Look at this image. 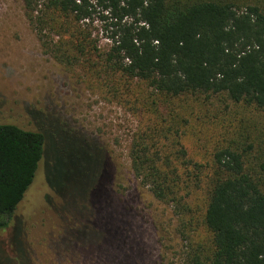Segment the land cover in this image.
<instances>
[{"label":"trees","instance_id":"16d2710c","mask_svg":"<svg viewBox=\"0 0 264 264\" xmlns=\"http://www.w3.org/2000/svg\"><path fill=\"white\" fill-rule=\"evenodd\" d=\"M22 2L46 54L80 68L92 86L133 96L141 122L131 168L177 217L179 264H264V0ZM96 21L107 33L105 49L93 38ZM38 120L35 131L0 125V231L33 184L45 142L63 141L62 159L76 141L81 156L100 161L99 148L91 153L87 140L65 128L48 141ZM209 123L221 138L202 161L185 140ZM89 175L84 170L83 179ZM54 176L50 187L65 206L82 204L73 236L95 228L104 231L100 247L134 253L122 221L128 214L116 208L99 217L100 205L110 202L105 193L67 188L58 169ZM111 226L118 229L113 236Z\"/></svg>","mask_w":264,"mask_h":264},{"label":"rangeland","instance_id":"374dc122","mask_svg":"<svg viewBox=\"0 0 264 264\" xmlns=\"http://www.w3.org/2000/svg\"><path fill=\"white\" fill-rule=\"evenodd\" d=\"M92 32L105 49L108 41L103 25L96 21ZM132 100L126 91L116 97L108 89L92 86L80 68H66L46 54L25 17L22 0H0V125L35 131L39 119L38 123L46 125L48 141L56 130L65 128L87 140L93 146L91 153L100 149L99 163L96 158L87 160L76 151L74 141L70 144L73 152L66 146L68 151L61 159L64 142H45L33 184L9 228L0 231V264H19L22 257L28 264H130L131 259L136 264H179L178 219L142 186L131 168L129 149L141 122ZM202 130L185 141L190 155L205 161L221 137L211 123ZM56 169L67 188L90 186L87 193L99 189L106 194L110 202L100 205L99 217L101 211L105 217L112 216L116 208L128 214L122 221L123 227H129L125 239L134 253L124 246L123 251L121 246L100 247L104 231L95 228L73 236L82 204L66 207L55 194L58 189L50 185ZM84 170L90 173L87 180L82 176ZM116 230L111 226L112 236Z\"/></svg>","mask_w":264,"mask_h":264}]
</instances>
